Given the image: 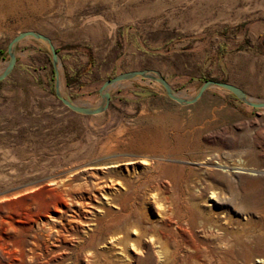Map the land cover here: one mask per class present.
<instances>
[{"label":"rangeland","instance_id":"obj_1","mask_svg":"<svg viewBox=\"0 0 264 264\" xmlns=\"http://www.w3.org/2000/svg\"><path fill=\"white\" fill-rule=\"evenodd\" d=\"M28 29L51 39L73 101L98 102L103 80L134 69L157 70L186 95L217 79L264 100V0H0V68L9 40ZM22 40L0 80V264H105L113 252L90 234L117 215L137 231L128 234L138 248L123 246L127 256L136 251L130 264L264 257V108L217 87L181 105L136 78L110 88L106 110L79 114L54 94L46 48ZM112 159L120 184L94 188ZM59 177L74 197H95V206L104 193L124 209L97 212L73 198L59 218L64 197L49 183ZM95 247L103 255L87 259Z\"/></svg>","mask_w":264,"mask_h":264},{"label":"bare ground","instance_id":"obj_2","mask_svg":"<svg viewBox=\"0 0 264 264\" xmlns=\"http://www.w3.org/2000/svg\"><path fill=\"white\" fill-rule=\"evenodd\" d=\"M20 41H23V40H20ZM1 70H2V68H0V71ZM119 82H123V80H120V81L114 83L110 87L115 86ZM153 83H156L157 84L156 81H153ZM170 86H171V84H170ZM171 87L173 88V86H171ZM61 91H63L62 85H61ZM175 91L178 94L183 95V96H191L192 95L191 93L188 94V95H186L181 90H175ZM73 102L76 103V104H78V105H82V106H89V105H94V104L97 103V102L96 103H92L89 99H84V98L75 99ZM248 107H250V106L248 105ZM132 163H134V161L132 159H127V162L124 163L125 164L124 166L127 169V165L126 164H132ZM141 163L142 164H147L148 163V160L145 161V159H143V160H141ZM120 165H121L120 159H112V160H108V161L103 162L102 163V168H104L103 171H100V173L96 174L95 177H94V179L91 181L93 187L94 188H99V187H102V186L104 187V186H107L108 183H111V184H113V183L120 184L121 178H123V177H119L120 175H118V173L116 171V169H119V170L121 169L120 168ZM65 180H67V177H59L56 180L55 179H51L50 182H49L52 185H56L57 184V186H59L58 191L64 197L63 199H61L58 202L57 205L59 207H58V209H55V212H54L55 214H57L56 216L59 217V218H61V216L64 213H66L65 212L66 209L69 208V202L73 198H75L76 201H79L78 202L79 205H82V204L92 205L93 203H91V200L92 199L95 200L94 192L92 194L94 198H91L90 196H78V197H74L73 196L74 189L71 188V185H70L71 183L70 182H65ZM85 190L87 191V189H85ZM212 195H214L213 194V191H210V196L209 197H212ZM100 196H101V198L104 199V201L103 202H99L100 205H97V204H95V206L92 205L94 207V210L95 211H97V212L100 211L103 208L104 204H106L107 206L111 205L112 207L115 208L114 210H118V212L116 214H120V210L122 211L124 209V204H123L124 201L121 200V198H120V200L119 199H115L112 196H110L108 194H104V193L100 194ZM67 198H69V199H67ZM102 203H103V205H102ZM157 206H158L157 207L158 208V212L157 213L158 214H161L162 210H164V206L161 203H158ZM104 210H105L104 213H107V214L111 211L109 209H104ZM124 213H125V211H124ZM113 214H115V212ZM102 216H104V215H102ZM117 216L110 219L113 222L110 224L109 227H106L107 230L106 231L104 230L105 232L102 231V229L99 226H97L96 231H95L96 233L95 234H90V238H91L90 241L93 242L95 240L96 243L101 242L102 244H103V242L108 243L109 249H110L109 251H112L113 253L111 255L110 254L109 255H106V253L104 254L105 255V257H104V259H105L104 263L105 264H130V262H132L133 260H136L137 259V255H135L136 254V251L135 252L133 251V254L131 256H127L124 253V251H123V246L124 245H127L128 247H130L132 249L134 248V250L138 248L137 246L136 247L134 246L135 239L134 238H130L129 237L130 235L128 234L130 232V233L135 234V236H136V232L137 231L134 228H131L128 224L126 225V222H124L125 225H126V226L124 225L125 226L124 227L123 224H122V221H120L121 219H119L120 216L119 217H117ZM47 218L50 221H52V219H55V217L52 214H47ZM60 222H62V221H60ZM99 222L100 221L97 220V222H95V225L99 224ZM82 224H84L86 227H89L91 225H94L93 222L90 223L89 221H85V220H83ZM100 225H102V223ZM93 229L90 227V230L93 231ZM129 229H131V231H129ZM96 243H95V245H96ZM93 244H94V242H93ZM220 247L221 248H225L226 247L225 246V242H221ZM98 255H103V252L100 251L96 247L94 248V250H92V249L87 250V259L96 258ZM161 258H162V256L159 255L158 258H157L158 261H161ZM16 260L18 261L19 259H16ZM13 264H15V263H13ZM250 264H264V257H256V258H254L253 262H251Z\"/></svg>","mask_w":264,"mask_h":264},{"label":"water","instance_id":"obj_3","mask_svg":"<svg viewBox=\"0 0 264 264\" xmlns=\"http://www.w3.org/2000/svg\"><path fill=\"white\" fill-rule=\"evenodd\" d=\"M25 38H32L40 42L49 52L51 65L54 73V94L66 107L79 114L92 115L106 110L109 103L111 88L110 86L120 80L136 78H147L156 81L162 86L165 94L171 100L181 105L192 104L202 95V93L206 89L211 87H217L231 93L237 100H239L243 104L249 105L253 108H264V100H260L250 96L246 91H244L241 87L235 84L217 79L204 80L191 96L180 95L175 91L174 88L170 86L166 79L157 70L154 69H134L117 73L113 77L102 81L98 88L100 99L96 104L89 106L78 105L74 103L70 96L64 91L63 78L60 68V59L54 45L51 42V39L45 34L40 33L36 30L28 29L24 31H19L16 33L15 36H13L9 40L6 46L8 59L6 61L5 66L0 71V80L5 78L13 69L16 62L15 46L20 40ZM61 85L63 91H61Z\"/></svg>","mask_w":264,"mask_h":264}]
</instances>
